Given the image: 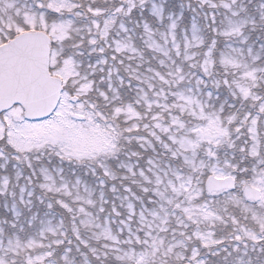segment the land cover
<instances>
[{"label":"snow or ice","instance_id":"6c2138e0","mask_svg":"<svg viewBox=\"0 0 264 264\" xmlns=\"http://www.w3.org/2000/svg\"><path fill=\"white\" fill-rule=\"evenodd\" d=\"M0 264H264V0H0Z\"/></svg>","mask_w":264,"mask_h":264}]
</instances>
